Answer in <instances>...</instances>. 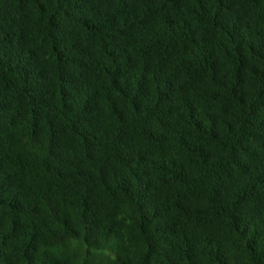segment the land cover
<instances>
[{"label": "trees", "instance_id": "obj_1", "mask_svg": "<svg viewBox=\"0 0 264 264\" xmlns=\"http://www.w3.org/2000/svg\"><path fill=\"white\" fill-rule=\"evenodd\" d=\"M0 264H264V0H0Z\"/></svg>", "mask_w": 264, "mask_h": 264}]
</instances>
